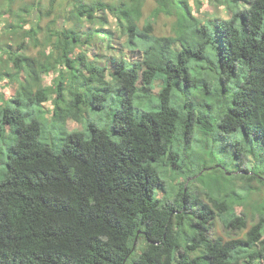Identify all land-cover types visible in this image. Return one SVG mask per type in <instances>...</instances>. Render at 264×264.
<instances>
[{
	"label": "trees",
	"instance_id": "1",
	"mask_svg": "<svg viewBox=\"0 0 264 264\" xmlns=\"http://www.w3.org/2000/svg\"><path fill=\"white\" fill-rule=\"evenodd\" d=\"M85 1L60 0L55 9L57 0H52L51 10L61 19L72 3L91 24L99 12L112 13L126 27L130 46L141 47L142 58H117L108 79L104 67L82 53L70 54L74 46L94 40V29L84 36L56 26L55 18L42 37L39 23L25 32L30 43L45 47L40 50L45 60L10 53L13 67L37 80L58 64L73 72L68 87L63 75L53 87L39 85L36 91L30 81L21 83L20 95L31 104L41 105L54 91L59 118L83 120L93 95L99 108L113 107V120L110 128L88 121L84 130L66 132L55 149L43 140L44 125L37 117L7 101L0 105V134L6 125L17 129L0 178V264L264 263L261 205L255 206L260 218L246 237L210 239L207 233L217 215L228 228L248 226L234 206L249 204L250 195L233 188L230 179L264 184L257 177L264 155L250 154L246 146L254 136L264 139V0H248L246 8L239 0L228 1L230 17L205 22L189 0H156L157 14L176 15L173 35L166 36L153 35L151 21L139 27L146 0ZM18 47L28 49L22 39ZM157 81L155 104L151 91ZM68 88L74 95L69 103ZM176 88L187 92L180 106L172 103ZM197 128L203 139L198 150L192 148ZM213 132L232 134L243 160H219L206 150ZM191 153L197 156L195 166L183 170L177 161ZM251 159L254 164L245 165ZM159 169L170 183L179 176L199 179L201 170L214 169L223 186L213 189L208 180L209 203L187 182L178 189L163 184ZM138 240L146 244L138 248Z\"/></svg>",
	"mask_w": 264,
	"mask_h": 264
},
{
	"label": "rangeland",
	"instance_id": "2",
	"mask_svg": "<svg viewBox=\"0 0 264 264\" xmlns=\"http://www.w3.org/2000/svg\"><path fill=\"white\" fill-rule=\"evenodd\" d=\"M11 0H0V105L4 101L9 102L12 107H21L24 111L37 117L44 125L43 140L55 149L61 143L63 137H65L66 132L74 130H84L86 122L94 121L100 126H106L110 128L113 120V107L104 106V108L98 107V100L95 96L91 95L88 99V105H85L83 120L75 119L73 116L67 117L65 121L59 118L56 114V93L54 91L49 92L48 100L43 102L41 105L31 104L24 99V96L20 95L21 83L29 82L32 84L33 89L36 91L39 85L46 87L54 86L56 82L59 81L60 77L63 75L65 80V86H69L72 82L71 76L73 75L72 70L65 64H58L55 68H51L48 71L39 74V79H35L30 76L26 69L18 71L13 67V63L9 60L10 53L13 57L18 54H26L31 58L43 59L44 55H40V50L43 46H36L33 42L30 43V38L27 37L25 33L33 23H39L42 26V31L40 36L45 34L47 25L55 18L57 20L56 26L63 25L65 29H72L76 32H81L82 35H86L93 28L95 32V37L92 42L87 44H79L73 47L70 54L74 57L78 56L79 53L84 54L87 60L95 63L98 66L104 67L105 73L108 79H111L112 72L115 68V60L117 58L123 57L129 61H136L142 58L143 51L140 46H130L129 44V33L126 27L119 24L118 19L112 13H98V20L95 24L87 19L86 16H81L78 11H75L76 7L74 4L69 3L66 8V13L64 18L56 19L60 15L52 12L51 4L52 0H14L12 1V7L9 5ZM92 1V0H87ZM106 2L110 0H104ZM196 16L201 22L213 18H228L231 16L232 10L229 7V2L231 0H189ZM240 6L243 8L248 7V0H239ZM60 0H57L55 9L59 6ZM85 3V0H81ZM157 6L156 0H146L142 15L138 20V25L142 29L148 21L152 22L153 31L152 34L155 36H166L173 35V25L176 21V15H167L165 13L157 14L155 8ZM20 7L30 10L29 12L20 9ZM13 8V9H12ZM23 10V11H22ZM47 10H51L52 15H47ZM26 20V21H23ZM24 37V38H23ZM25 40L28 49L20 50L18 47V42ZM48 52L52 50L51 47H47ZM46 58H44L45 60ZM40 61V60H39ZM18 73V74H17ZM85 73V72H84ZM81 75L79 76V78ZM41 83V84H40ZM157 81L151 94L153 96L154 103L156 104L157 93L161 87ZM94 87V85H92ZM66 87V88H67ZM82 91V89H81ZM65 98L67 103L73 100V93L68 88L66 89ZM184 101L187 100V92L184 89H175L172 96V103L174 105L180 106V99ZM21 99V103L18 100ZM209 101V100H208ZM138 102V101H137ZM153 104V105H155ZM182 104V105H183ZM137 107V106H136ZM30 117V116H29ZM219 118L216 121V127L219 125ZM1 125V124H0ZM14 128V130H13ZM2 133L0 134V178L3 177L5 170L7 169V160L11 152L12 143L17 139V129L15 125H6L2 128ZM217 129V128H216ZM110 134L113 138L117 139L116 133L112 132ZM202 131L197 128L196 139L192 141V148L199 149L200 145L203 143ZM220 132H213L210 135V141L205 145V149L208 151H214V155L217 159H225L229 162L242 161L243 152L242 150H237V144L233 141L234 136L232 134H222ZM247 149H250V154L257 153L259 156L261 153L264 155V139L256 138L246 140ZM223 152V154L221 153ZM196 154H189V158L185 161L180 159L177 162H181L183 170L192 169L191 166H195ZM209 160L208 157L204 158V162ZM240 162H237L239 165ZM214 164H220L214 162ZM252 165L254 161L251 159L245 162V165ZM244 165V166H245ZM160 170L163 184H171V186L178 189L180 184L187 182L190 188L201 195L204 201L212 203L209 195L206 191L211 192V188L208 185V180L212 178L210 184L212 188H219V184L223 186V182L219 175L214 172V169L201 170L197 175L199 179L191 178L188 181L184 180L186 176H179L170 183L169 177L166 178L164 172ZM231 170L235 171L234 167ZM241 173L243 170L240 171ZM260 174L257 177L264 179V167L258 171ZM231 174V173H230ZM232 187L239 191H244L247 195H250L248 199L249 204L234 206V211L239 216H244L248 220V226L245 229H235L228 228L222 217L217 215L214 219L213 225L210 227L208 236L210 239L223 237L224 240H229L233 238H244L247 235L249 229L258 222L260 218V213L256 211L257 205L264 207V184H262L259 179H253L252 181H246L241 176H236L230 179ZM182 182V183H181ZM206 183V184H205ZM173 187V188H174ZM244 189V190H243ZM227 191V188L220 191L223 194ZM165 195L164 191L160 192V196ZM254 206V208L252 207ZM195 211L191 210L193 213ZM144 240H138L137 247L145 245ZM248 262V261H247ZM245 262L244 264H249ZM255 264H264L262 259H258Z\"/></svg>",
	"mask_w": 264,
	"mask_h": 264
},
{
	"label": "clouds",
	"instance_id": "3",
	"mask_svg": "<svg viewBox=\"0 0 264 264\" xmlns=\"http://www.w3.org/2000/svg\"><path fill=\"white\" fill-rule=\"evenodd\" d=\"M137 242V244H138V241H136Z\"/></svg>",
	"mask_w": 264,
	"mask_h": 264
}]
</instances>
